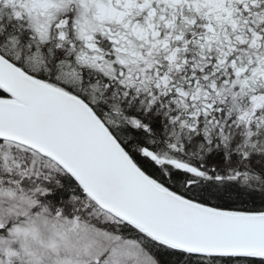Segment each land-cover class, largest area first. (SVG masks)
<instances>
[{"label": "snow or ice", "instance_id": "1", "mask_svg": "<svg viewBox=\"0 0 264 264\" xmlns=\"http://www.w3.org/2000/svg\"><path fill=\"white\" fill-rule=\"evenodd\" d=\"M0 264H264V0H0Z\"/></svg>", "mask_w": 264, "mask_h": 264}]
</instances>
